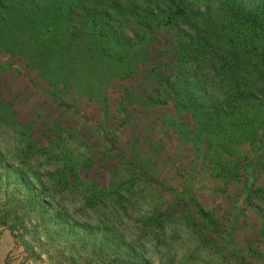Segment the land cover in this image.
Wrapping results in <instances>:
<instances>
[{
    "label": "rangeland",
    "instance_id": "1",
    "mask_svg": "<svg viewBox=\"0 0 264 264\" xmlns=\"http://www.w3.org/2000/svg\"><path fill=\"white\" fill-rule=\"evenodd\" d=\"M155 1L162 14L165 0ZM205 1L198 4L201 11L209 6L208 12L222 13L214 0L215 7ZM257 2L264 0L238 5L254 9ZM75 17L78 27L84 24L82 14ZM33 23L0 39V264H264V195L251 196L242 215L230 209L233 195L248 191L234 181L220 186V178H231L229 168L211 170V154L204 161L209 143L193 137L194 119L169 98L175 79L159 84L173 70L163 60L153 63L161 65L156 73L142 64L148 29L130 20L106 37L75 32L66 46L67 32L60 30L41 64L42 30ZM220 45L236 46L229 39ZM248 45L250 58L253 49L264 55L261 43ZM67 47L70 56L60 58ZM220 53L214 58L219 65L239 62ZM250 58L244 55L239 65L241 76L254 81L256 58ZM59 99L76 103L81 113L59 106ZM95 123L117 130L123 158L108 150ZM256 143L246 144L245 160L260 183L264 140ZM129 162L171 190L148 182ZM186 188L204 210L212 209L232 245L213 234L187 193L178 192Z\"/></svg>",
    "mask_w": 264,
    "mask_h": 264
},
{
    "label": "trees",
    "instance_id": "2",
    "mask_svg": "<svg viewBox=\"0 0 264 264\" xmlns=\"http://www.w3.org/2000/svg\"><path fill=\"white\" fill-rule=\"evenodd\" d=\"M240 1L214 0L220 6L222 13L213 14L208 12L209 6H205L204 11L200 10L198 4L201 5L202 0H165L167 5L160 14L158 4L156 7L153 6L155 0H143L141 3L131 0L125 4L123 0H0V30H3L0 39L9 38L11 34L16 36L24 22L30 28L31 22H34L33 24L42 30L38 33L43 43L39 57L42 64L50 56L49 43L52 36L60 30L67 32V36L62 40V45L66 46L75 32L82 34L85 31L83 34L93 39L106 37L110 33L116 34L113 31L114 27H125L129 25L130 20L146 27L149 42L142 64L149 63L147 65L156 73L160 71L161 65L157 68V66L153 67V63L163 60L162 66L173 70L170 75L161 77L159 84L167 83L171 78L175 79L176 83L178 77L181 79L180 84L173 83L174 88L169 98L176 103L178 112L186 113L194 119L196 125L192 130L193 137L197 138L196 136L201 135L199 137H202L205 143H209L210 152L205 150L203 153L206 164L208 163L205 155L211 154L208 157L213 165L209 168L213 171L229 168L231 178H220V186H226L229 181H234L238 185H243L248 191L246 195L240 197L237 194L233 195L230 205L234 213L242 215L244 207L250 205L251 196L260 198L264 195V181L256 183L254 167L245 160L248 149L246 144L257 145L256 142L264 140V64L262 63L264 55L258 57V49L251 50V58L249 54H245L247 46H250L248 43L256 45L259 42L264 45V2H257L254 9H248L246 6L238 5ZM205 2L208 5L212 2V6L215 7L213 0ZM10 6L14 10H11ZM5 12V16L1 15ZM11 12L15 14L11 15ZM78 14L83 15L84 22L79 27L75 24V16ZM16 15L19 18H15ZM229 33H232V36ZM67 37L69 40H65ZM239 38L243 40L241 43ZM19 39L24 41L22 36ZM222 39H229L236 46L222 47L220 45ZM214 48H218L219 53L221 52V58L231 53L241 63L244 55L252 62L258 57L254 65H251L252 73L254 72L251 77L254 81L241 76L243 67L238 61L236 64L215 63L214 58L218 56V51ZM59 54H61L60 58H67L71 53L67 47L61 49ZM29 81L32 82L31 79ZM47 88L42 89L49 92L52 97H56L53 91ZM103 100L106 103L104 108L107 109L108 99ZM58 105L67 109L74 107L77 113H81L76 103H67L64 99H59ZM120 109L127 111L122 104ZM89 118L93 121V116ZM95 124L102 129L109 146L108 150L114 151L119 159L123 158L124 153L117 130L100 123ZM229 126L235 128H227ZM227 130L229 132H226ZM219 136H224V141L216 143ZM229 163L232 164L230 167H228ZM127 164L137 168L141 177L163 191L171 190V187L152 180L141 165L133 162ZM178 192L187 193L190 202L197 207L213 234L219 236L225 244L232 245L228 229L218 226L212 209L204 210L205 207L192 189L186 188ZM160 216H162L161 212L153 218L158 219Z\"/></svg>",
    "mask_w": 264,
    "mask_h": 264
}]
</instances>
